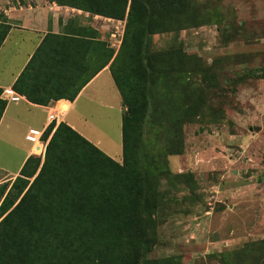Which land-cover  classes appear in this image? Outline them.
I'll use <instances>...</instances> for the list:
<instances>
[{
	"label": "trees",
	"instance_id": "1",
	"mask_svg": "<svg viewBox=\"0 0 264 264\" xmlns=\"http://www.w3.org/2000/svg\"><path fill=\"white\" fill-rule=\"evenodd\" d=\"M51 1L125 18L120 47L115 53L92 26L72 28L68 22L66 31L44 35L12 88L39 105L72 101L108 65L121 105L127 108L121 116L122 163L65 121H51L42 135L43 159L28 156L12 181L0 183V264H156L162 259L155 262L145 255L156 241L157 191L151 179L154 172L142 162L149 156L140 149L143 126L151 129L155 122L146 115L149 102L139 96L137 74L145 71L135 41L145 34L203 25L204 18L187 0H156V5L153 0ZM161 15L171 16L155 22ZM10 28L0 13V46ZM168 54L167 64L171 56L191 61L180 51ZM171 69H162L164 79ZM189 89L187 83L182 97L188 98ZM1 93L0 87V118L7 104ZM204 104L202 97L188 99L177 113L158 119L167 130L160 131L156 141L163 138L166 146L157 147L151 158L161 173L166 172L167 156L182 152V127L201 113ZM36 148L34 153L40 155L42 142Z\"/></svg>",
	"mask_w": 264,
	"mask_h": 264
},
{
	"label": "rangeland",
	"instance_id": "2",
	"mask_svg": "<svg viewBox=\"0 0 264 264\" xmlns=\"http://www.w3.org/2000/svg\"><path fill=\"white\" fill-rule=\"evenodd\" d=\"M187 3L204 18L203 25L145 34L135 41L145 71L137 74L139 96L149 102L146 115L155 122L154 128L143 126L140 136V149L149 156L142 162L154 172L151 179L158 201L156 241L145 257L155 262L162 259L156 264H264V0ZM85 12H79L83 24L95 28L108 44L107 24ZM169 16L161 15L155 22ZM172 51L191 61L171 56L170 64L164 63ZM180 65H184L181 70ZM168 67L172 69L164 79L162 69ZM187 83L189 96L184 98ZM199 97L205 104L182 127L183 150L167 156L166 172L161 173L151 158L157 147L166 146L163 138L156 141L166 129L158 125V119ZM110 100L111 96L108 108L87 104L93 107V116L74 119L78 132H85L90 141L95 139L89 133L101 139L102 144H94L122 163L119 117L127 108L122 105L121 112L118 103ZM34 115L35 121L43 122L46 111L37 109ZM114 119L112 138L103 136L101 132L112 133ZM1 134H6L4 125ZM4 138L0 135L3 152ZM7 155L3 162H9ZM38 156L43 159V153ZM7 167L13 170L12 160Z\"/></svg>",
	"mask_w": 264,
	"mask_h": 264
},
{
	"label": "crops",
	"instance_id": "3",
	"mask_svg": "<svg viewBox=\"0 0 264 264\" xmlns=\"http://www.w3.org/2000/svg\"><path fill=\"white\" fill-rule=\"evenodd\" d=\"M73 9V7L59 5L51 0H23V2L19 0H0V13L4 14L11 25L0 46V87L2 89L12 88L14 80L46 33H62L66 31L68 22L73 23L72 28L84 25L82 14L77 11L74 12ZM109 96H111L110 101L117 102L121 108L120 93L112 79L108 65H106L80 89L72 101L59 99L45 106L32 103L23 95H20L19 101L7 102L0 118V135L7 138H4L6 140L4 143L7 144L3 149L5 153L0 148V170H4L0 174V183L12 181L19 174V170L28 156H38L34 153L37 150L38 143L33 145L25 140V135L30 128H38L37 124H42L40 129H44L54 120L56 124L65 121L77 130L78 122L74 118L93 116L91 110L93 107H88L87 104L99 103L104 108H108L107 98ZM64 102L68 104L66 110L63 109ZM82 102L83 104H81ZM81 105L83 106L81 107ZM37 109L46 111L43 122H37L34 119V110ZM52 112L54 119L50 120L49 115ZM21 114H23V117ZM119 120L120 127L121 117H119ZM113 121H115V125H113L112 133L101 132L103 136L112 138L117 126V120L114 119ZM3 125L6 134H1ZM81 133L87 137L85 132ZM91 134L89 133L93 139L97 140L91 139L93 143L98 145V142H100L102 144L101 139H97ZM87 139L90 138L87 137ZM45 145L46 142L42 153H44ZM105 153L114 159L110 152L108 153L105 150ZM4 154H8L9 162H3ZM11 160L13 161V170L9 171L7 166L11 164Z\"/></svg>",
	"mask_w": 264,
	"mask_h": 264
},
{
	"label": "built area",
	"instance_id": "4",
	"mask_svg": "<svg viewBox=\"0 0 264 264\" xmlns=\"http://www.w3.org/2000/svg\"><path fill=\"white\" fill-rule=\"evenodd\" d=\"M73 10L77 12H83L80 9H76V8H74ZM86 16L91 17L94 20H100L105 25L107 24L105 28H106V33L109 37L108 46L113 48L114 52L116 53L122 41L124 27H125V18L118 19V18L103 16L99 14H91L89 12L86 13ZM1 97L6 99L7 102H17L20 100V94L14 91L13 88L11 87L3 88ZM49 119L50 120L54 119V115L52 113L49 115ZM44 129L30 128L27 134L25 135V140L32 144L41 141L42 152L44 148V143L46 142L42 140Z\"/></svg>",
	"mask_w": 264,
	"mask_h": 264
},
{
	"label": "bare ground",
	"instance_id": "5",
	"mask_svg": "<svg viewBox=\"0 0 264 264\" xmlns=\"http://www.w3.org/2000/svg\"><path fill=\"white\" fill-rule=\"evenodd\" d=\"M68 108V104L66 102L63 103V109L66 110ZM41 141H38L36 143H34L33 145H36L37 143H39ZM42 153V152H41Z\"/></svg>",
	"mask_w": 264,
	"mask_h": 264
}]
</instances>
